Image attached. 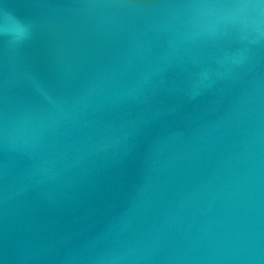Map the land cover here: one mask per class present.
<instances>
[{"label": "water", "instance_id": "water-1", "mask_svg": "<svg viewBox=\"0 0 264 264\" xmlns=\"http://www.w3.org/2000/svg\"><path fill=\"white\" fill-rule=\"evenodd\" d=\"M0 264H264V0H0Z\"/></svg>", "mask_w": 264, "mask_h": 264}]
</instances>
